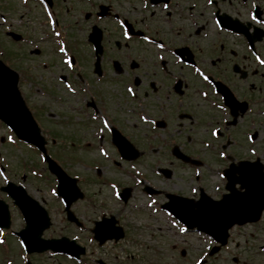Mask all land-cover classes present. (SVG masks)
<instances>
[{"label": "flooded vegetation", "instance_id": "af4514ba", "mask_svg": "<svg viewBox=\"0 0 264 264\" xmlns=\"http://www.w3.org/2000/svg\"><path fill=\"white\" fill-rule=\"evenodd\" d=\"M34 1L37 7L40 0ZM49 4L73 68L59 60L43 67L65 76L61 99L71 113L61 123L82 130L81 144L73 145L106 149L115 165L122 159L119 144L131 143L141 154L125 164L151 160L153 178H142L157 185L163 202L167 192L220 199L252 187L248 175L264 165V0ZM94 26L98 44L90 36ZM182 167L190 174L180 176ZM247 226L235 227L230 238L243 245L238 261L247 256L248 242L264 246V222L256 233ZM258 264H264L262 254Z\"/></svg>", "mask_w": 264, "mask_h": 264}, {"label": "rangeland", "instance_id": "374dc122", "mask_svg": "<svg viewBox=\"0 0 264 264\" xmlns=\"http://www.w3.org/2000/svg\"><path fill=\"white\" fill-rule=\"evenodd\" d=\"M21 1L22 0H0V51H4L3 48H5L7 52L12 50V54L7 55V58L9 57L7 61L22 74L20 85L23 96L32 111L36 112L43 126H50L54 129V134L44 133L49 140L48 148H50L52 154L56 155L60 160L59 162L70 174H83L88 176L85 180L81 179V185L87 189L90 194H93V191H102V193L96 197V200L108 199L105 208L111 209L110 213L121 216V222L127 225L128 239L117 245L109 243V246L104 249L106 259L115 263H119L122 259L129 261L130 259L125 258V256L133 253L129 264H193L197 257L201 256L205 246L208 244L207 238L197 233H192V237H187V235L180 234L178 229L174 228L167 219L165 221L163 217H148L146 213L147 210L144 209V206H147V197H143L139 191L133 198L135 207L130 206V202L128 204L130 210L124 207L120 212V206L111 198V188L103 183V179L96 181L94 174H97V172L92 170V166L84 165L83 162L84 159L91 162L99 158L101 159L102 156L98 154L99 152L94 153L91 149L85 152L81 146L72 144L74 141L80 142L79 144H81L82 130L80 131L78 129L76 123L71 124L69 127H66L65 124H57L58 119L61 123L63 120L67 119L71 113L63 103L64 99L59 100L60 98H56V100H54L53 97L46 99L42 98L40 95H36L33 90L35 77L43 80L39 78L42 75L45 85L49 87L47 84H50L51 75L49 69H44V71H42V69L37 70L35 67L32 69L31 73H29L28 67L30 65L32 66L33 62H36L37 59L35 54H31L32 46L29 41L33 37H39V40L43 41L45 39L44 34L46 33L44 29H41L40 19L37 18L40 17L42 10L40 8L38 10L35 9L34 14H36L37 17H33L34 15L32 12L29 11L30 7L32 9V6H29L30 1L25 4ZM19 23H22L23 26L20 27ZM10 28L17 32H22L20 30H23L24 35L28 36L27 38L29 41L23 44L12 40L6 35V31ZM50 46L53 47V44L46 42L41 43V47L45 48ZM33 75L35 76L34 78ZM55 90L58 91L56 88ZM60 95L62 96V92H60ZM10 134V129L0 123V137H6L4 142L0 141V173L3 174L0 175V185L4 184L6 179L20 182L24 184L32 196L47 207L51 214L53 224L52 227L45 232V236L66 235L80 238L81 235L82 242L90 245L88 239L83 234H80L78 230L70 227V224L65 220L63 205L55 198L53 192H51V188H54L56 184L55 177L49 174L46 163L42 160L41 155L35 149L23 143L21 144L16 138L17 141L9 140ZM50 134L57 138L56 144L52 143ZM140 163L142 164L140 166L144 169L146 174L153 178V173L151 171L153 162L146 157L143 158ZM1 165L5 167L4 172L1 170ZM122 170H125V167ZM105 171L108 175L118 180L125 178L120 180V182L130 181V178L113 167L106 168ZM190 172L191 171H186V168L183 167L179 169L180 176L190 174ZM0 197L6 199V196L1 192ZM6 200L11 203L10 199L7 198ZM85 204L86 203L82 202L77 203L74 207V211L81 217L84 216L85 220H90L85 211L87 210L90 212L92 210L87 208ZM114 208H117V210H113ZM11 210L13 216L12 229H19L23 225V219L13 204ZM93 212L96 211H92V213ZM156 215L165 216L163 213ZM91 216V218H97L98 212ZM164 226L170 229L167 233H165ZM249 231H252V228H249ZM150 232H154V234ZM6 237V242L3 245L0 244V264H25L26 259L21 255V246L16 240V237L10 231H6ZM263 237L264 229L262 232V238ZM135 238L139 239L138 242L134 240ZM176 240L177 247H172V244H174ZM180 241L190 243L191 245V248L186 251L187 254L185 258H183L179 252L181 248L188 247L181 244ZM246 245V254L249 255L247 263H258L261 257L256 254V247L252 246V244ZM232 254L233 252L230 254L225 253L221 258H213V260H210V262L206 264H234L230 259ZM246 259L247 258L242 255L240 264H245L243 261ZM31 260L32 264H60L61 262L57 257H49L47 254L33 255ZM61 264L72 263L69 260H64Z\"/></svg>", "mask_w": 264, "mask_h": 264}, {"label": "water", "instance_id": "95a60500", "mask_svg": "<svg viewBox=\"0 0 264 264\" xmlns=\"http://www.w3.org/2000/svg\"><path fill=\"white\" fill-rule=\"evenodd\" d=\"M16 39L20 36L13 34ZM0 117L9 124L17 135L31 143H34L45 152V140L40 133V129L35 123L25 101L23 100L18 89V74L9 69L0 60ZM50 169L58 175L60 180L59 193L69 197L76 179H70L64 170L58 164L49 159ZM77 187V186H76ZM15 199L16 203L23 210L27 219V226L18 234L25 240L28 250H45L53 248L55 250L66 251L78 255L79 251L73 246H68L66 239L61 240H44L41 238L43 230L49 226V217L46 210L40 204L29 197L21 188H16L10 184L4 188ZM78 188H73L74 196H78ZM185 200V199H184ZM263 200V199H262ZM207 202H197L193 204L194 211L189 210L191 204L179 203L174 204L176 214L190 228L197 227L203 230L223 244L228 236V228L235 222L252 221L259 217L263 210L262 203L246 204V210L243 212H219V209L213 207ZM188 206V207H187ZM0 225L3 227L10 226V213L8 205L0 200Z\"/></svg>", "mask_w": 264, "mask_h": 264}, {"label": "snow or ice", "instance_id": "6c2138e0", "mask_svg": "<svg viewBox=\"0 0 264 264\" xmlns=\"http://www.w3.org/2000/svg\"><path fill=\"white\" fill-rule=\"evenodd\" d=\"M211 2H212V0H209V3H211ZM41 3H43V0H41ZM253 19H255V17H253ZM55 35H56V36H59L60 34L57 32V33H55ZM125 38H126V39L128 38L127 34H125ZM160 46H161V45H158V47H160ZM60 51H61V52H64V47H63V46H60ZM64 63H65L69 68H71V67L73 66L72 63H70V62L67 61V60H65ZM205 79H207V77H205ZM69 90H71V89H69ZM127 91H128L130 94H133V93H132V89H128ZM133 95H134V94H133ZM94 119H95V117H94ZM140 119L143 120L144 117L141 116ZM107 128H109V124L105 121V122L103 123V129H107ZM103 129H102V130H103ZM211 135H212L213 137H215V136L217 135V133H216L215 131H213V132L211 133ZM8 139L11 140V137H9ZM250 139H251V138H250ZM205 147H207V145H205ZM100 154H101V155H106V153L104 152L103 149L100 150ZM221 156H223V153H221ZM0 175H3V174L0 173ZM194 191H195V189H193V192H194ZM149 206H151V205H149ZM169 215H171V213H169ZM172 226L175 227V224H173ZM179 231H180L181 233H184V232L187 231V229H185V228H180ZM0 235H2V234H0ZM0 243H3V241H0ZM22 246H23V245H22ZM196 264H201V262L198 260V261L196 262Z\"/></svg>", "mask_w": 264, "mask_h": 264}]
</instances>
